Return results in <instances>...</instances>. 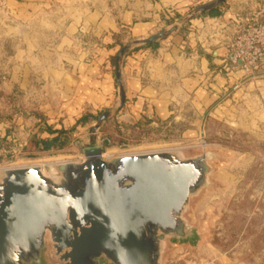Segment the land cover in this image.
Wrapping results in <instances>:
<instances>
[{
  "label": "rangeland",
  "instance_id": "obj_1",
  "mask_svg": "<svg viewBox=\"0 0 264 264\" xmlns=\"http://www.w3.org/2000/svg\"><path fill=\"white\" fill-rule=\"evenodd\" d=\"M202 5L192 1L186 13L166 12L162 18L166 28L161 31L167 30L169 36L175 30L171 26L185 27L204 16L199 11ZM136 39L124 32L100 46L113 54L101 63V84L94 90L92 86L88 94L90 106L85 102L87 106H80L76 99V106L72 107V94L68 89L59 91L56 82L51 91L53 82L50 77L39 75L34 61L0 58V83L16 79L12 88L0 84V175L6 168L21 165L81 161L87 143L92 139L101 143L99 135L111 140L103 144L104 152H108L106 159L162 150L180 151L187 158L209 154L212 172L208 184L191 197L183 215L192 236L186 240L166 238L160 264H264V93L252 94L256 102L251 107L232 110L230 119L220 123L169 126L147 120L129 121L124 118L129 109L126 101L121 102L116 69L123 46L141 45L134 43ZM85 41L90 45L86 51L92 57L98 56L95 39L87 37ZM122 60L123 57L120 67ZM23 63L25 66L20 67ZM18 67H26L20 81L11 78L12 73L19 74ZM64 78L71 88L72 78L66 75L60 80ZM24 82L29 85L25 87ZM100 92L107 95L102 105L98 104ZM106 111L110 112L108 118L99 122ZM189 130L195 134L185 135ZM56 136L66 139L67 144L46 151L34 147L37 140ZM124 143L128 145L125 149L121 147ZM43 258L45 264H59L50 242Z\"/></svg>",
  "mask_w": 264,
  "mask_h": 264
},
{
  "label": "crops",
  "instance_id": "obj_2",
  "mask_svg": "<svg viewBox=\"0 0 264 264\" xmlns=\"http://www.w3.org/2000/svg\"><path fill=\"white\" fill-rule=\"evenodd\" d=\"M192 1L206 3V0H0V58L34 61L39 75L50 77L53 82L51 91L56 82L59 91L68 89L72 94L69 98L72 107L76 106V99L80 106H90L88 94L92 86L94 90L101 84V63L113 54L100 46L124 32L137 38L136 41L157 34L165 27L162 18L166 12L186 13ZM258 9L264 12V0H226L224 6L215 8L214 14L193 19L185 27L171 26L175 30L156 44H141L128 50L120 67L125 105L129 109L124 118L158 125L203 126L230 119L232 110L251 107L256 102L252 94L264 93V72L247 76L230 64L228 55L238 26ZM87 37L95 39L98 56L92 57L86 51L90 48L85 41ZM19 71L18 75L12 73L11 78L20 81L26 67ZM66 75L72 78L71 88L65 78L60 80ZM14 80L0 84L12 88ZM106 96L101 94L98 104L105 103ZM184 134L192 135L195 131Z\"/></svg>",
  "mask_w": 264,
  "mask_h": 264
},
{
  "label": "water",
  "instance_id": "obj_3",
  "mask_svg": "<svg viewBox=\"0 0 264 264\" xmlns=\"http://www.w3.org/2000/svg\"><path fill=\"white\" fill-rule=\"evenodd\" d=\"M167 35L163 30L134 43L151 45ZM130 48L123 46L117 62L122 103L120 58ZM83 152V161L1 171L0 264H45L48 242L59 264H160L166 238L192 236L183 215L208 184L209 154L187 158L162 150L106 159L95 139Z\"/></svg>",
  "mask_w": 264,
  "mask_h": 264
},
{
  "label": "built area",
  "instance_id": "obj_4",
  "mask_svg": "<svg viewBox=\"0 0 264 264\" xmlns=\"http://www.w3.org/2000/svg\"><path fill=\"white\" fill-rule=\"evenodd\" d=\"M263 17L264 12L261 9L251 13L244 22L238 26L235 35L230 41L228 60L232 66L238 67L247 76H254L264 72ZM98 139L102 146L106 142L111 143L110 139L102 135H99ZM127 146L128 145L125 143L121 145L123 149ZM104 151L105 147L103 146L102 158H105L108 153H105ZM84 159L85 158L83 157L81 161ZM67 161L65 160L64 162ZM29 165L39 164H28V166Z\"/></svg>",
  "mask_w": 264,
  "mask_h": 264
},
{
  "label": "trees",
  "instance_id": "obj_5",
  "mask_svg": "<svg viewBox=\"0 0 264 264\" xmlns=\"http://www.w3.org/2000/svg\"><path fill=\"white\" fill-rule=\"evenodd\" d=\"M215 13V8L211 11L203 12V15H211ZM156 44V43H155ZM154 45V44H151ZM86 118H84L85 120ZM67 144V140L61 137V136H56L53 138H45L42 140H37L34 147L36 148H41L42 150H49L51 148H62Z\"/></svg>",
  "mask_w": 264,
  "mask_h": 264
},
{
  "label": "bare ground",
  "instance_id": "obj_6",
  "mask_svg": "<svg viewBox=\"0 0 264 264\" xmlns=\"http://www.w3.org/2000/svg\"><path fill=\"white\" fill-rule=\"evenodd\" d=\"M130 154V153H129ZM133 154V153H132ZM125 155V154H124ZM61 163V162H60ZM22 167V166H21ZM6 169H8V168H6Z\"/></svg>",
  "mask_w": 264,
  "mask_h": 264
}]
</instances>
